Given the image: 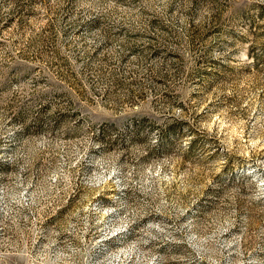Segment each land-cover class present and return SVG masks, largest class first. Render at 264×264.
Returning <instances> with one entry per match:
<instances>
[{
	"label": "rangeland",
	"instance_id": "1",
	"mask_svg": "<svg viewBox=\"0 0 264 264\" xmlns=\"http://www.w3.org/2000/svg\"><path fill=\"white\" fill-rule=\"evenodd\" d=\"M0 264H264V0H0Z\"/></svg>",
	"mask_w": 264,
	"mask_h": 264
}]
</instances>
